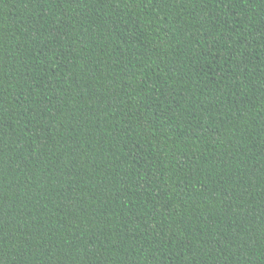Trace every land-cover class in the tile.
Here are the masks:
<instances>
[{
	"label": "trees",
	"instance_id": "16d2710c",
	"mask_svg": "<svg viewBox=\"0 0 264 264\" xmlns=\"http://www.w3.org/2000/svg\"><path fill=\"white\" fill-rule=\"evenodd\" d=\"M0 264H264V0H0Z\"/></svg>",
	"mask_w": 264,
	"mask_h": 264
}]
</instances>
